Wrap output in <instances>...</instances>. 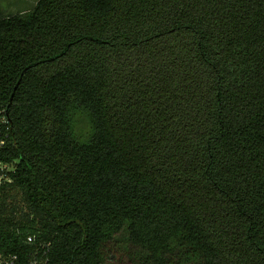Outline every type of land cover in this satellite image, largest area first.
<instances>
[{"label":"trees","instance_id":"16d2710c","mask_svg":"<svg viewBox=\"0 0 264 264\" xmlns=\"http://www.w3.org/2000/svg\"><path fill=\"white\" fill-rule=\"evenodd\" d=\"M0 162L20 262L264 264V0L0 6Z\"/></svg>","mask_w":264,"mask_h":264},{"label":"rangeland","instance_id":"374dc122","mask_svg":"<svg viewBox=\"0 0 264 264\" xmlns=\"http://www.w3.org/2000/svg\"><path fill=\"white\" fill-rule=\"evenodd\" d=\"M37 0H0V6L2 9L5 10V12H16L21 9H31L34 8ZM83 120V123L80 124V126H85V124L88 126V116L86 114H82L80 116ZM85 129H82L79 131V128H77V132H79V135L82 134V131Z\"/></svg>","mask_w":264,"mask_h":264},{"label":"built area","instance_id":"2783aa9c","mask_svg":"<svg viewBox=\"0 0 264 264\" xmlns=\"http://www.w3.org/2000/svg\"><path fill=\"white\" fill-rule=\"evenodd\" d=\"M7 168V165H4L0 162V178L4 177L5 175L2 173V171ZM9 182L11 180H8ZM35 238L33 236L28 237L29 242H33ZM45 254L43 257H37L36 255H33V257L30 259L29 262L23 263L19 260L18 254L13 253H0V264H47V259L45 258Z\"/></svg>","mask_w":264,"mask_h":264}]
</instances>
